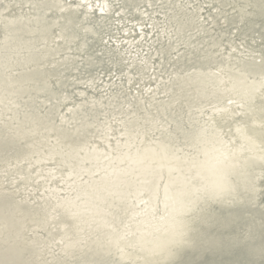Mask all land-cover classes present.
<instances>
[{"label": "water", "instance_id": "95a60500", "mask_svg": "<svg viewBox=\"0 0 264 264\" xmlns=\"http://www.w3.org/2000/svg\"><path fill=\"white\" fill-rule=\"evenodd\" d=\"M44 2L0 0V85H3L0 87V165L5 164L9 167L7 166L8 161L3 158L15 154H18L19 161L17 170H9V168L0 166V259L10 264H15L17 260L18 262L23 260L25 264H38L36 252L19 241V236L26 230L25 241L28 240V235L38 237L45 233L41 237L43 245H47L45 230L47 229L49 234L55 231L56 218L47 214L48 220L40 219L44 215L35 208L36 206L49 208L47 213L52 214H59L60 210L64 211L63 206L53 203L47 197L41 203L35 201L33 203L36 204L32 205H30L31 202L25 204L24 201L18 200L17 189L15 191L13 188L23 190L28 188L33 180L31 175L34 174L35 168L34 165L25 164L28 158H32L35 163L39 159L37 156L51 157L54 158L59 168L64 163L65 165L74 163L83 165L90 161L94 165L103 164L105 168L109 159L114 158L115 160V156L111 154L110 157H104L86 146L81 148L88 149L86 158L83 157L84 153L80 152L81 149H67L68 144L65 138L70 140L72 137L66 136L73 133L76 128L67 130L70 133L65 135L52 134L50 127L59 125L58 117L65 107L63 103L67 96L73 100H76L78 96L76 91L78 87L75 86L77 71L75 72L71 63L73 62L74 67L85 75L92 73L91 70L94 69L92 66L102 63L103 60L96 49L102 48L104 44L99 36L101 30L99 20H95L91 27H87L83 22L84 17L77 19L74 11L63 13L65 19H58L62 13L56 7L59 8L61 2L57 0H49L50 3ZM223 4V9H230L226 21L228 23L234 21L237 27H241L245 39L248 40L250 36L255 37L252 40L256 43L252 40L248 41L260 53L261 48L264 47L261 44V35L264 34V0H223ZM24 8H28L27 12L29 13L30 10L31 14L26 15L22 11ZM232 9H234L233 13H231ZM5 14L11 16L7 18ZM68 18L75 23L74 27L66 25ZM77 25L82 26L77 27ZM58 26L62 27V34L57 32ZM93 26H95L94 32L86 33L83 29L93 28ZM186 28L189 29V24ZM42 29H46L50 34L42 35ZM180 29L182 34L188 32L182 26ZM221 30L219 27L214 30L218 35H206L204 42H201V44L212 43L202 47L208 49L205 54H196V51L189 52L183 65L188 66L192 62L196 65L207 66L209 64L207 60L211 58V64L214 60H219L214 66L218 67L222 64L221 68H230L232 71L223 72L224 77H221L219 73L210 74L203 84L186 90L189 97L182 98L177 109L166 110L170 121L160 118L158 112L150 118L151 127L159 131L160 143L164 142L163 145L158 146L159 152L162 156L164 155V161H168L167 165L170 164L173 169L171 172H161L167 177L173 173L179 174L174 183L183 184L190 191L189 195H184L187 203L186 211L180 213L185 214L184 220L193 217V214L196 215L193 220L208 217L211 223L208 224L206 231L215 237L218 243L215 246L186 247V239L180 251L172 243L173 246L167 249L161 248L160 256L151 260L134 258L128 249L125 252L126 259L118 258L110 253H102L96 257V260L103 261L104 264H128L129 259L135 264H171L173 260L179 258L183 264H264V254L261 253V249H264V225L261 224L264 218L262 217L264 208H261L258 202L255 206L257 215L246 211L232 218L226 214L230 207L241 204L244 198H250L245 188L236 189L238 186L236 183L242 182L238 179L253 172L259 174L261 166H264V159H262L264 138L261 137L258 129L257 131L252 129V121L248 119L251 114L259 115V97L262 93L256 89L260 87V80L256 75L249 77L245 74V69L252 64L254 55L244 57L238 49L222 54L223 44L229 41L231 35ZM54 31L55 34H51ZM77 34L80 37L78 42ZM85 36L88 37L87 43L84 40ZM192 39L191 35L186 38L191 46L195 43H191ZM56 43L64 47L58 49ZM38 46L44 47L46 51H40ZM234 48H239V46ZM67 51L69 53H64ZM62 53L67 55L72 53L80 62L75 61V63L67 55L65 59L56 61L55 64L50 65L46 62L47 57L55 59ZM83 57L85 59L81 63ZM255 60L259 61L258 58ZM56 65H58V74L50 70L43 78L24 75L31 71L53 69ZM87 76L94 79L96 72ZM254 98L257 101L256 105L252 103ZM228 99L235 101V107L243 104L244 108L240 111L245 115L237 118L231 112L216 110L229 107ZM186 101L190 102L188 107L185 105ZM233 105L232 108H234ZM208 106L209 108L206 109ZM89 108L87 102H83L75 107L69 120L76 121V123L85 121L96 127V118L99 115L95 116V111ZM178 125L179 136L175 131ZM131 126L135 133L141 131L147 136L150 134V128L140 127V125ZM169 126H171V131ZM81 127L91 128L88 124ZM238 128L239 132H237ZM229 130L235 138L234 144H226L221 134ZM225 153L227 158H225ZM155 154L158 155V152ZM76 156L79 159L73 158ZM117 172L124 175L127 172L125 165ZM221 179L222 189L218 187ZM109 195L116 199L119 196L125 202L131 203L127 198L126 190L112 191L110 189ZM72 198L70 197L68 204H64L66 201L62 204L69 206ZM192 201H195L191 204L192 210H188ZM21 207H29L32 210L28 213L29 217H36L39 223L31 224L27 229L28 224L22 222L20 213L18 219L16 217L15 221L9 222L8 212L16 215L15 210L19 212ZM250 207L252 208L251 204ZM205 209H210V211L205 213ZM124 211L129 212L130 209L125 207ZM214 216H217L215 220L212 218ZM48 227L53 228L48 229ZM14 228L16 231H13ZM85 229H90V226H84L83 220L77 222L76 218L72 217L69 222H65L64 228H59L58 233L75 238L83 233L81 230L87 231ZM181 230L187 231L179 225L178 230H174V232L177 231V237L181 234ZM160 239L169 241L166 231ZM38 248L46 250L43 246H38ZM108 249L112 251V248ZM84 253H89V250L82 251L81 256ZM177 253H179L178 256ZM88 255L91 256V254ZM88 262V258H71L67 255L66 261H58L54 264H88Z\"/></svg>", "mask_w": 264, "mask_h": 264}, {"label": "bare ground", "instance_id": "6f19581e", "mask_svg": "<svg viewBox=\"0 0 264 264\" xmlns=\"http://www.w3.org/2000/svg\"><path fill=\"white\" fill-rule=\"evenodd\" d=\"M35 1L50 3L49 0ZM57 1L61 2V6L56 7V9L65 6L64 0ZM103 2L104 0H92L94 8L97 3L102 4ZM193 2L214 5L211 15L217 17L218 22L214 21L212 26L205 28L199 20V10L195 8L188 9L189 0H126V7H129L130 10L125 13L123 21L117 20L111 12H106L102 16L98 8L89 13L88 23L85 25L91 27L95 20H99L98 24L101 27L99 36L104 46L96 49V51L100 52L98 55L103 58L102 63L92 66L94 67L91 70L92 73L86 75L76 69L73 62L71 63L75 72L77 71L75 86L78 87L76 90L78 96L76 100L67 96L65 103H63L65 107L58 117L59 125L50 128L53 135H65L70 133L67 130L76 128L73 133L66 136L72 137L70 140L65 138V142L68 144L67 149H81L82 146H86L88 149H94L98 155L104 157L113 155L115 160L114 158L109 159L110 161H108L105 168L103 164L94 165L92 161L83 165L78 163L65 165L64 163L59 168L54 158H45L44 155L37 156L39 158L35 162L37 164L33 163L32 158L27 159L25 164L34 165L35 168L34 174L31 175L33 180L28 188L23 190L13 188L15 191L17 189L18 200L20 202L24 201L25 204L31 202L30 205H32L36 204L33 203L35 201L41 203L47 197L53 203H59L58 205L63 206L62 209H64L63 212L60 210L59 214H52L47 213L49 208L35 207L44 215L40 219L46 218L48 220L47 214L56 218L54 233L49 234L47 229L45 230L47 245H43L41 242V237L45 233L38 237L28 235L27 241H25L27 230L19 236L20 242L36 252L38 264H54L58 261H66L67 255L71 258L83 257L92 261L96 260V257L102 253H110L118 256V258L126 259L125 252L127 249L134 258L151 260L160 256L161 248L163 250L164 248L167 249L169 246H173L172 243L180 251L184 241L192 234L193 225L198 226L200 219L193 220L195 214H193V217L184 220L185 214L180 213L186 211L187 203L184 195H189L190 191L183 184L176 185L174 183L179 174L173 173L170 177H167L161 172H171L173 169L170 164L167 165L168 161H164V155L162 156L159 152L158 146L163 145L164 142L160 143L159 131L157 128L151 127L150 118L154 116L155 112H158L160 118L169 120L166 110L177 109L181 99L189 97L186 90H191L199 84H203L205 78L209 77L210 74L219 73L221 77H224L223 72L232 71L230 68H221L222 64L218 67H216L217 65L214 66L219 60H214L211 64V58L207 60L209 61L207 66L196 65L192 62L191 65H183V61L189 52L196 51V54H205L208 51V49L202 47L212 43L205 42L201 44V42H204L206 35L217 34L214 30L221 27L222 30L231 35L229 41L223 44L222 54H228L232 49H238V52L244 57L251 54L259 59V52L248 41L255 37L250 36L248 40L245 39L241 27H237L234 21L230 23L226 21L230 9H223V0H193ZM149 3L152 5L151 8L147 7ZM137 6H140L141 9L137 10ZM27 10L28 8H24L22 11L26 15H30V10L29 13ZM145 10L149 13L147 17L143 14ZM85 11L88 10L85 9ZM233 12L234 9L231 13ZM66 13L68 11L64 12V14ZM153 13H159V15L153 17ZM5 15L7 18L11 16L9 14ZM203 15L205 17L209 16L207 8H205ZM144 20L152 23L155 30L169 33L171 36V44H169L168 37L165 35L160 36L163 41L162 46L155 44V47L163 52L161 58L156 61L155 69L151 62L141 64L137 61L136 52L138 49L133 46L131 35L128 36L127 40L123 39L125 31L131 33L133 24ZM121 23L125 24V28L117 32V27ZM187 24H189V29L186 28ZM59 25L63 26L62 23H59ZM68 26L74 27L75 23ZM181 26L188 32L182 34ZM61 29L62 27H57V32L60 34H62ZM135 31L139 33V26L136 27ZM41 34L47 36L50 33L46 29H42ZM51 34H55V31ZM109 35L112 36L110 46L113 49L120 47L121 44L123 45L119 52L111 53L115 55V61L108 60L110 55L109 46L104 43L105 40H108ZM190 35L193 37L191 43L195 42L192 46L186 41V38ZM116 37H121V39L117 41ZM252 41L256 43L255 40ZM152 42L155 43V37H153ZM57 43L55 45L58 46V49L64 47ZM235 46H239V48H234ZM38 47L40 51H46L44 47ZM145 48H147V45H145ZM169 52L172 55H169ZM64 53H69V51ZM64 53L58 55L55 59L47 57L46 62L50 65L55 64L66 58L65 55L67 54ZM75 56L72 53L67 55L74 62H80ZM84 59L83 57L81 63ZM161 60L163 63H161ZM126 62L128 67H125ZM57 69L58 65L53 69H36L37 72L31 71L29 74L24 75L43 78L50 70L58 74ZM121 69H123V74H121ZM95 72L96 78L92 79L87 76ZM102 73L108 74L103 75ZM130 78L135 82L131 85V91ZM137 84L139 88L136 87ZM0 87H3V85H0ZM83 102H87L90 106L89 109L95 111V116L99 115L96 118V127L85 121L76 123V121L69 120L75 107ZM185 105L188 107L190 102L186 101ZM233 106L238 108L235 107V104ZM132 114L136 116L133 117ZM84 124H88L91 128L81 127ZM131 125L150 128V134L147 136L141 131L135 133ZM97 127L100 129H96ZM88 149L80 150L84 153V158L87 156ZM157 152L158 155L155 154ZM73 158L79 159L77 156ZM3 159L8 161L7 166L9 167H6L5 164L0 166L9 168V170L18 169V154L6 156ZM122 164L125 165V170H127L124 175L117 172L120 167H124ZM112 173L113 175H111ZM247 178L246 175L238 179L242 182L240 184L236 183L238 185L236 186L237 190L240 187L246 189ZM176 182L178 184V181ZM110 189L112 191L126 190L127 198L131 203L125 202L119 196L117 199L111 197L109 195ZM70 197H73L70 205H64L69 203ZM243 200L241 204L230 207L226 214L232 218L237 217L240 212L246 211L257 215L255 207H250V198H244ZM64 201L66 203L62 204ZM125 207H128L130 211L125 212ZM116 208H119V211H116ZM209 211L210 209H205V213ZM29 212H32L29 207H21L19 212L15 210L16 215L8 212V220L9 222L15 221L20 213V219L28 224V229L31 224L39 223V219L36 221V217H29ZM72 217L76 218L77 222L83 220L84 226L89 225L90 229H85L87 231L81 230L83 233L75 238L62 233L59 234V228H64L65 222H69ZM212 218L215 220L217 216ZM20 219L19 223H21ZM179 225L187 231L181 230V234L177 237V231L174 232V230H178ZM52 228L48 227V229ZM203 228L206 231L208 225H204ZM13 231H16V228ZM165 231L169 241L160 239ZM38 246H43L46 250L43 251ZM108 248H112V251ZM85 249H88L89 253H84L81 256V252ZM88 254H91V256ZM127 263L135 264L131 259ZM0 264L10 263L0 259ZM15 264L25 263L23 260L19 262L17 260Z\"/></svg>", "mask_w": 264, "mask_h": 264}, {"label": "snow or ice", "instance_id": "6c2138e0", "mask_svg": "<svg viewBox=\"0 0 264 264\" xmlns=\"http://www.w3.org/2000/svg\"><path fill=\"white\" fill-rule=\"evenodd\" d=\"M64 5L60 8V12L62 13L61 17L58 19H65L63 16V13L68 11L72 12L74 11L76 14V18L80 19L81 16L84 17L83 22L85 24L88 23V16L90 12H94L95 8L99 9V12L103 16L106 12H111L114 14L115 18L117 20L123 21V18L125 17V13L130 10L129 7H126V0H104V2L97 3L95 5V8L92 4V0H64ZM148 8H151L152 5L149 3L147 5ZM187 7L189 10H192L195 8L196 10H199V20L202 23V25L205 28H208L213 25L214 21H217V17L211 15V10L214 8V5H208L206 3H194L193 0H189V3L187 4ZM207 8L209 10V16L205 17L203 15V12ZM85 9L88 11L86 12ZM141 9L140 6H137V10ZM144 16L147 17L149 13L145 10ZM153 17L159 15V13H153ZM243 22V21H242ZM73 21L71 18H68L66 20V25H72ZM82 25H77V27H81ZM139 26L140 31L137 33L135 31L136 27ZM125 28V24L121 23L117 27V32H119L121 29ZM84 31L87 33L89 31H95V26H93L92 29L83 28ZM147 29V31H146ZM131 35V41L134 47L138 49L136 52V59L141 64H148L149 62L152 63L153 68L155 69L156 61L161 58L163 55V52L161 49H157L155 47V44L163 45V41L160 39L161 35H165L168 37L169 44H171V36L169 33H162L158 30L154 29V26L152 23H149L147 20H144L143 22H137L136 24H133L132 32L129 33L128 31L124 32L123 39L127 40L128 36ZM153 37H155V43H153ZM80 37L77 34V42L79 41ZM88 37L85 36L84 40L85 43H87ZM117 41L121 39V37H116ZM112 40V36L109 35L108 40H105L104 43L106 46H109V52L110 55L108 56V60L115 61V55L111 53H117L120 51V48L123 47L121 44L120 47L113 49L110 46V42ZM261 44L264 45V34L261 35ZM145 45H147V48H145ZM178 51V50H177ZM155 53V55H153ZM169 55H172L171 52H169ZM161 63L163 61L161 60ZM125 67H128V63H125ZM121 74H123V69L120 70ZM245 74H247L249 77L256 75L259 77L260 80V87L256 89V91L262 93V95L259 97V107L258 112L259 115L256 116L255 114H251L248 116V119L252 121V129L254 131H259L261 134V137L264 138V47L261 48L259 53V61L256 62L255 57H253V62L251 65L247 66L245 69ZM135 82L130 78L129 84H130V91H131V85H133ZM137 88H139V85H136ZM253 105H256L257 101L254 98L252 101ZM235 104V101L232 99L227 100V105L229 107H221L216 109L220 112H231L234 116L239 118L242 115H245L241 109L244 108L243 104L238 105L237 108H232L231 106ZM169 129L171 131V126H169ZM177 136H179V125L177 126V129L175 130ZM240 129H237V132H239ZM224 142L226 144H234L235 138L232 137L231 131L229 132L221 133ZM225 158H227V154L225 153ZM264 159V157H262ZM219 188L222 189L223 187V181L221 179L220 184L218 185ZM246 191L249 192L250 200L249 203L252 205V207L257 206L258 202L261 206V208H264V166H261L259 174L256 173H249L248 178L246 181ZM195 201L190 202V206L188 210L191 209V204H194ZM116 211H119V208H116ZM262 217H264V213H262ZM211 221L208 217H202L199 220L198 226L193 225L192 234L188 237L186 240V247H196L198 245H208V246H215L218 241L215 237L211 236L207 231L204 230L203 226L210 224ZM261 224L264 225V218L261 220ZM123 251V250H121ZM261 253L264 254V249H261ZM179 253H177L178 256ZM88 264H104L103 261L99 260H92L89 261ZM171 264H183V261L180 259H175L171 262Z\"/></svg>", "mask_w": 264, "mask_h": 264}, {"label": "rangeland", "instance_id": "374dc122", "mask_svg": "<svg viewBox=\"0 0 264 264\" xmlns=\"http://www.w3.org/2000/svg\"><path fill=\"white\" fill-rule=\"evenodd\" d=\"M108 38H109V36H108ZM103 74V73H102ZM108 73H105V74H103V75H107Z\"/></svg>", "mask_w": 264, "mask_h": 264}]
</instances>
